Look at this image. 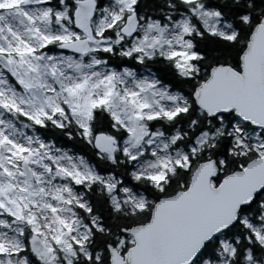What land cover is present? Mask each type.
I'll return each mask as SVG.
<instances>
[{
	"label": "snow or ice",
	"instance_id": "6c2138e0",
	"mask_svg": "<svg viewBox=\"0 0 264 264\" xmlns=\"http://www.w3.org/2000/svg\"><path fill=\"white\" fill-rule=\"evenodd\" d=\"M0 264H264V0H0Z\"/></svg>",
	"mask_w": 264,
	"mask_h": 264
}]
</instances>
